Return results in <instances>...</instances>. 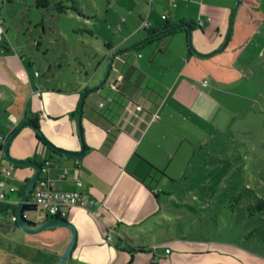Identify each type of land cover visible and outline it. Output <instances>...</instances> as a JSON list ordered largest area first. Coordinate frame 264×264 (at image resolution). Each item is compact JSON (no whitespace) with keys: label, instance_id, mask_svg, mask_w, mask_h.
I'll use <instances>...</instances> for the list:
<instances>
[{"label":"crops","instance_id":"obj_1","mask_svg":"<svg viewBox=\"0 0 264 264\" xmlns=\"http://www.w3.org/2000/svg\"><path fill=\"white\" fill-rule=\"evenodd\" d=\"M144 1L149 7L145 33L129 44L125 37L117 43H105V52L98 55L91 67L78 60L77 73L72 77L64 74L62 62H57L53 73L41 75L38 71L35 75L34 69L31 75L26 69V65H31L26 57L9 46L2 47L0 101L4 110L17 106L20 111L19 117L15 109L9 111L11 120L18 121L13 130L34 116L50 142L78 151L81 143L76 117L82 91L99 83L112 52L137 43L152 29L161 30L169 23L193 22V47L210 54L201 56L192 52L187 44V30H177L122 51L114 56L105 83L85 98L81 126L86 150L81 155L51 151L36 135L26 132L18 136L20 131L11 141L9 152L20 159L53 161L50 169L53 186L77 189L86 195L85 205L71 207L65 217L76 228V242L68 264H149L153 258L157 264H231L234 253L244 263L252 264L246 251L240 247L237 250L231 243L184 240L185 235H180L166 240L164 253L157 255L146 249L153 239L141 237L142 229L165 221L161 192L168 186L167 179L175 180L179 174L171 169V162L182 160V143L187 140L183 122L190 120L201 127L202 121L212 120L223 107L219 106L216 94L224 90L217 85L216 75L235 74L233 68L229 71L225 61L216 56L217 52L211 53L227 37L228 30L224 28L221 32L220 28L227 7H216L209 0L207 3L170 0L158 15L153 14V0ZM192 6L194 9L189 13ZM212 26L215 28L211 33L208 30ZM1 30L0 22V39ZM205 79L207 84L203 85ZM220 83L224 86L228 82L222 77ZM108 136L113 137V142L105 146ZM2 159L0 166L12 170L9 182L17 188L10 197L18 198L17 191L29 181L33 168L7 164ZM63 168L67 172L59 179ZM77 179L80 186L75 184ZM44 214L38 217L41 219ZM107 235L110 239H106ZM69 237L70 231L61 226L46 228L32 236L27 243L39 258L36 264H57ZM259 259L263 264L264 260Z\"/></svg>","mask_w":264,"mask_h":264},{"label":"rangeland","instance_id":"obj_2","mask_svg":"<svg viewBox=\"0 0 264 264\" xmlns=\"http://www.w3.org/2000/svg\"><path fill=\"white\" fill-rule=\"evenodd\" d=\"M209 1L227 7L220 28L221 32L228 30L229 40L216 56L235 74L217 73V85L224 92L216 95L223 107L212 120L202 121L201 127L190 120L183 122L187 140L182 143V160L171 162V169L179 174L175 180L168 178V186L161 192L165 221L142 229L141 237L153 239L146 249L157 255L164 253L166 240L180 235H185L184 240L231 243L237 250L244 249L252 264H260L259 258L264 260L261 215L247 226V219L229 205L239 193L243 198L264 199V0H240L237 5V0ZM169 4L170 0H153V14L159 15ZM148 13L144 0H0V52L9 46L31 60L26 65L31 75L34 69L41 75L53 73L57 62H62L64 74L72 77L78 60L91 67L105 52V43H117L123 37L128 44L139 39L145 33ZM57 28H65L61 38ZM214 28L208 31L212 33ZM222 77L228 82L224 86ZM3 105L0 101V135L6 136L14 126L9 111L15 109L18 117L20 111L17 106L4 110ZM26 132L36 134L24 126L17 135ZM2 162L9 164L4 158ZM250 225L254 230L247 240L238 239L241 230ZM32 236L35 234L23 232L14 223L0 224V264H36L39 258L27 243ZM234 257L231 264H246L238 253Z\"/></svg>","mask_w":264,"mask_h":264},{"label":"water","instance_id":"obj_3","mask_svg":"<svg viewBox=\"0 0 264 264\" xmlns=\"http://www.w3.org/2000/svg\"><path fill=\"white\" fill-rule=\"evenodd\" d=\"M240 2V0H237L236 5ZM179 27H184L187 30V36H188V46L189 48L192 50V52H194L197 55H209L207 54H203L199 51H197L193 45H192V41H191V32H192V27L191 24L188 22H180L174 26H171L169 28H166L164 30H160L156 33H153L151 35L145 36L143 38H141L137 43L132 44L129 47H124L121 49H118L114 52H112L109 56V61H108V65L107 68L105 70V73L103 75V77L101 78V80L99 81L98 84H96L95 86L92 87H88L86 89H84L81 93L80 96V101H79V106H78V110H77V117H76V121H77V130H78V134H79V138H80V143H81V147L78 151H71L68 149H64L61 147L56 146L55 144H53L52 142H50L42 133V131L40 130L38 125H34L31 124L29 121L24 120L22 121L13 131H11L9 133V135L6 137L4 146H3V158L8 160L9 162L16 164V165H27L33 168V174L31 175L26 188L23 192V194L21 195V197L18 199V203L16 206V213H17V226L25 233L28 234H36L46 228H52V227H66L69 231H70V237L69 240L66 244V246L64 247V249L61 251V253L58 255V260H57V264H68V261L71 257V252L72 249L75 245L76 242V228L75 226L69 222L66 218H53V217H49L47 214H44L41 219L38 217L39 214H42L41 212H37L35 209H31L28 211V215L29 218H24L22 215L23 212V205L24 202L26 201L28 195L30 194L32 188L34 187L35 181L38 178L39 175V171L41 168V163L37 160L34 159H20V158H16L13 157L10 152H9V146L11 141L14 139V137L16 136V134L24 127V126H30L35 132L36 134L41 138L42 142L49 148H51L52 150L59 152L61 154L64 155H70V156H79L81 155L85 150H86V146L84 143V139H83V135H82V126H81V120H82V111H83V105H84V101L85 98L87 96V94L91 91H94L96 89H98L99 87L102 86L103 83H105V81L108 78V75L110 73V70L112 68V63H113V58L115 55L119 54L122 51H126L128 49H132L134 48L136 45H138L139 43H142L144 41H146L149 38H153L156 37L157 35H160L162 33L168 32L170 30L179 28ZM228 37L225 38V40L223 41V43L214 51H212L211 53H215L218 51H221L226 42H227ZM32 214H36L34 218H31Z\"/></svg>","mask_w":264,"mask_h":264},{"label":"built area","instance_id":"obj_4","mask_svg":"<svg viewBox=\"0 0 264 264\" xmlns=\"http://www.w3.org/2000/svg\"><path fill=\"white\" fill-rule=\"evenodd\" d=\"M165 16V14H162L163 18ZM199 23L201 24V21ZM147 25L148 23L144 24V27ZM34 74L37 75L38 71H34ZM202 84L206 85L207 80H203ZM102 104L103 102H100V105ZM13 122L14 126L18 123L15 119ZM13 127L10 128L8 134L13 130ZM7 135H0V160L3 158V146ZM51 167L52 164L49 160L41 164L34 187L24 202L26 208L23 205L22 215L24 218H29L28 211L31 209L45 214L56 215L59 218H65L71 207L85 205L86 195L79 190L59 189L53 186L54 178L50 175ZM66 172L67 169L63 168L62 173L57 178H62ZM11 175L12 170L10 168L0 166V224L17 223L16 206L18 198L10 197V194L15 192L17 188L9 182ZM75 184L80 186L81 181L77 179ZM106 239H110V235H107ZM166 251H169V249Z\"/></svg>","mask_w":264,"mask_h":264},{"label":"trees","instance_id":"obj_5","mask_svg":"<svg viewBox=\"0 0 264 264\" xmlns=\"http://www.w3.org/2000/svg\"><path fill=\"white\" fill-rule=\"evenodd\" d=\"M182 22H185V21H182ZM188 23L192 24L193 22H188ZM174 25H176V24H172V23L166 24V25H164L162 27L161 30H164V29L169 28V27L174 26ZM145 28H147V27H145ZM63 29L65 30V28H63ZM63 29L62 28H57V30H58L57 35H58V37L60 36L59 38H61V36H62V34L60 33V30H62V32H64ZM182 29H183V31H186V29L184 27H179V28L170 30L168 32L162 33V34H160V35H158L156 37L149 38L146 41L157 40V39H159L161 37L170 35V34L176 32L177 30H182ZM71 30H72V32H76V28H74V29L71 28ZM158 31H160V30H158V29H152V30L148 31L147 34L148 35H151V34L156 33ZM1 39H2V37H1ZM49 39L50 38H48V39L46 38L47 43L51 44V42L49 41ZM36 43L37 44H40L41 42H36ZM65 49H67V47H65ZM29 61H30V63H32L31 60H29ZM25 120L29 121L31 124H34V125H38L39 126L37 117L32 116V117H29V118H27ZM35 135H36V139L38 141L42 142L41 138L37 134H35ZM112 142H113V137L112 136H108L106 138L105 142H104V145L105 146H110ZM47 148L50 149L51 151H53L51 148H49V147H47ZM47 161L48 160H44V161H42L40 163L42 164V163H45ZM49 162L51 164L54 163L53 161H49ZM27 183H28V180H26V182L24 183V185L21 188H19V190L17 191V197H18V199L23 194V192H24V190L26 188ZM232 198L234 200V203L233 204L231 203L229 205L230 206V209L232 211H236L237 210V212H239V214H241L242 216H244L247 219V221H248V223L246 222L247 223V226L249 225L250 221L254 220V217L257 214H260L261 215V219L264 222V199H262L260 197H257L255 199L253 197H251V198H243L242 195H241V193L237 194L234 197L232 196ZM24 208H26V205H24ZM51 216L53 218H58V216H56V215H51ZM14 225L17 226V223H14ZM253 230L254 229L251 227V225L249 227H247L245 231L244 230H241V233H240L238 239L241 238V239H243V241L247 240V236ZM182 234H184V233L182 232ZM227 242H231V241H227ZM232 242L233 243H236L235 241H232ZM242 247L245 248L247 246L243 245ZM247 248H249V247H247ZM132 250H133V248H132ZM149 264H157L156 259L153 258L152 260H150Z\"/></svg>","mask_w":264,"mask_h":264}]
</instances>
